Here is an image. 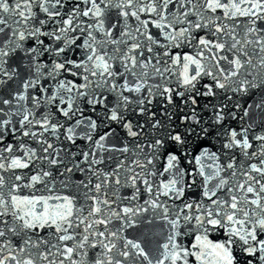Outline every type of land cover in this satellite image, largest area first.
I'll return each mask as SVG.
<instances>
[{
    "label": "snow or ice",
    "instance_id": "6c2138e0",
    "mask_svg": "<svg viewBox=\"0 0 264 264\" xmlns=\"http://www.w3.org/2000/svg\"><path fill=\"white\" fill-rule=\"evenodd\" d=\"M0 264H264V0H0Z\"/></svg>",
    "mask_w": 264,
    "mask_h": 264
}]
</instances>
